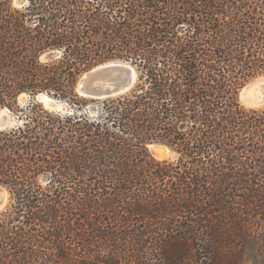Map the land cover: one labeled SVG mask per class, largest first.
Returning a JSON list of instances; mask_svg holds the SVG:
<instances>
[{
	"label": "trees",
	"instance_id": "trees-1",
	"mask_svg": "<svg viewBox=\"0 0 264 264\" xmlns=\"http://www.w3.org/2000/svg\"><path fill=\"white\" fill-rule=\"evenodd\" d=\"M110 62L134 88L81 113L78 79ZM261 76L264 0H0V112L18 118L0 129V264L264 257V110L240 103Z\"/></svg>",
	"mask_w": 264,
	"mask_h": 264
},
{
	"label": "water",
	"instance_id": "water-1",
	"mask_svg": "<svg viewBox=\"0 0 264 264\" xmlns=\"http://www.w3.org/2000/svg\"><path fill=\"white\" fill-rule=\"evenodd\" d=\"M261 78H264V76L256 78L255 80ZM136 80L137 73L133 66L129 63H105L86 72L81 77L78 83V92H81L84 95L83 97L93 100L118 97L129 93L134 88ZM241 93L240 99L242 96ZM249 98L251 100H255L253 99L255 97L252 95H250ZM36 100L41 102L39 97H36ZM262 104H264V101L255 103L254 105L258 106ZM8 126L9 123L3 115L0 119V129H6ZM163 147L165 146H159V148ZM8 195L9 194L6 188L0 185V213L3 212L7 207Z\"/></svg>",
	"mask_w": 264,
	"mask_h": 264
},
{
	"label": "rangeland",
	"instance_id": "rangeland-1",
	"mask_svg": "<svg viewBox=\"0 0 264 264\" xmlns=\"http://www.w3.org/2000/svg\"><path fill=\"white\" fill-rule=\"evenodd\" d=\"M21 3H19L18 1H16L15 5L16 6H20ZM51 56L49 57L48 55H45L42 57V62H46V61H49L51 60ZM102 65V64H101ZM99 66V65H98ZM97 67V66H96ZM95 68V67H94ZM92 70V69H91ZM85 74V73H84ZM83 74V75H84ZM82 75V76H83ZM81 76V77H82ZM81 77L78 79V82L75 86V91L78 95V97H81L80 96V93L78 92V83L81 79ZM259 78V77H258ZM255 80V79H254ZM254 80L250 81L249 83H247L245 85V87L250 84L251 82H253ZM244 87V88H245ZM243 88V89H244ZM242 89V90H243ZM42 95H45V96H48V98L51 99V103L50 105H44L45 108L49 109V110H52V111H57V112H62V113H71L73 112L76 107L73 106V105H70L67 101L65 100H62V98L60 97H56V96H53V95H49V94H46V93H41ZM40 94V95H41ZM127 94H124L122 96H118V97H125L127 96ZM39 96V95H38ZM19 104L21 105V107L27 105L32 99H31V96H29L28 94H23L21 96H19ZM37 97V96H36ZM75 97V96H74ZM89 99V98H87ZM93 100V99H92ZM39 102V101H38ZM42 103V102H41ZM240 103L243 107H245L246 109H253V110H264V104L262 105H258V106H251V105H248L244 102H242L240 100ZM2 112V111H1ZM0 112V113H1ZM6 113L4 114V117L7 119L8 123H9V126L10 127L11 125H13L16 121H18V118L16 115L14 114H11L9 111H5ZM4 113V112H2ZM81 113L83 114H86V115H89V116H92V117H97L98 116V101H94L92 102L91 99L88 101V103L85 105V107L83 108V110H81ZM165 146L163 147V150L165 151L166 154H164V156L160 155V158L162 159H157L152 153V147H155V148H159V146ZM149 149H150V152L151 154L159 161H169V162H175L178 160L179 156L176 152H174L173 150H171L168 146L164 145V144H161V143H156V144H151L149 146ZM168 149V151H166ZM159 156V155H158ZM45 184H47V180L44 181ZM9 204V195H8V202H7V206ZM7 208V207H6ZM244 260L242 261H239L237 264H264V257H263V254L261 252V247L259 244H253L251 246H248L246 248V251L244 253V257H243Z\"/></svg>",
	"mask_w": 264,
	"mask_h": 264
},
{
	"label": "bare ground",
	"instance_id": "bare-ground-1",
	"mask_svg": "<svg viewBox=\"0 0 264 264\" xmlns=\"http://www.w3.org/2000/svg\"><path fill=\"white\" fill-rule=\"evenodd\" d=\"M241 95L242 96H241L240 100L242 102L248 104V105H251V106H255L254 105L255 103L263 102L264 101V98H263L264 97V78L257 79L255 81H253L251 84H249L247 87H245L242 90ZM250 95L255 97V98H253L255 100H251L249 98ZM80 96L83 97L84 95L80 92ZM37 97H39L41 99V102L47 106L50 105V103L52 102L51 99L48 98V96L41 94ZM4 113L0 114V119L4 115ZM151 150H152V153H154L153 155L158 159H162V158H160V155L164 156V154H166L165 151L163 150V148L152 147ZM166 151H168V149Z\"/></svg>",
	"mask_w": 264,
	"mask_h": 264
}]
</instances>
